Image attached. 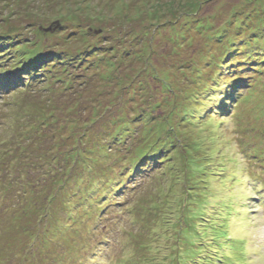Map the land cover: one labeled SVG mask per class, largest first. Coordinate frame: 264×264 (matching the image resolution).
I'll return each instance as SVG.
<instances>
[{"label": "rangeland", "instance_id": "rangeland-1", "mask_svg": "<svg viewBox=\"0 0 264 264\" xmlns=\"http://www.w3.org/2000/svg\"><path fill=\"white\" fill-rule=\"evenodd\" d=\"M199 1L193 15L198 0H0V39L51 34L62 42L41 54L76 63L10 96L0 90V264H264V66L250 88L234 89L237 72L248 78L256 66L241 58H264V0ZM243 20L244 34L234 25ZM213 29L227 30L231 54L211 42ZM166 99L171 108L137 119ZM159 121L181 139L174 159L123 167L143 125ZM52 144L59 168L69 162L75 174L43 222L55 205L31 194L32 179L48 193L51 172L29 165L45 163ZM24 170L30 193L5 197ZM118 174L124 181L109 185Z\"/></svg>", "mask_w": 264, "mask_h": 264}, {"label": "trees", "instance_id": "trees-1", "mask_svg": "<svg viewBox=\"0 0 264 264\" xmlns=\"http://www.w3.org/2000/svg\"><path fill=\"white\" fill-rule=\"evenodd\" d=\"M256 1H258V0H256ZM198 3H197V5L195 4L192 7L190 5L187 6V7L190 6L188 9H192L193 15H194V13H197L199 11V9L202 8V2L198 0ZM230 23H233V22H230ZM235 24H237L236 26L238 27V29L240 27L242 28L243 34L248 29L251 30V27L249 25H247L245 20H243V22L237 21L234 23V25ZM227 27H229V26L227 25ZM206 29L208 30V28H206ZM253 33H258V30L257 31L252 30V34ZM43 35L47 36L49 38L44 39L42 41L39 38V36L37 35L38 38L32 39V40H23V39H20L17 37L14 41L10 40V42H9L3 38L0 39V55L3 56V58L0 60V63H2V66L5 68V69H2L0 67V73L3 72L4 70H7V72H9L5 75H2V76H4V78H2L1 83H0V90L2 92V95L10 96V95L16 93V90L19 87H20V90L22 89L23 84H26V86H28L27 83L31 85L33 83V81L36 79V77H38V79H40L39 83H41V81L43 82L44 80H46L45 82H48L50 80V76H49L50 72L49 71L54 66H67V65L72 66V65L76 64V63L69 64L70 62L73 61V57H72L70 62H67L66 59H61L62 53H60V52H53V51L48 50L47 52L41 54L42 53L41 51H46L43 49V47L45 46V43H47V42L49 43L48 47H51L54 44L55 47L58 48V46L62 42L61 40L54 41V39L50 36L51 34H48V35L43 34ZM253 36H254V34H253ZM48 39H51V40H48ZM243 39L244 40H241V41H247V43H246L247 47H246L245 53H249V49H247V48L250 46L251 43L248 42V38H243ZM120 41H122V40L120 39ZM213 41H216L218 46L222 47V53L223 54H228V55L231 54L230 47L228 44H231V45H234V44L231 41V37L227 36V30L226 29L222 30L221 34H220V30H215L213 32L212 39H211L212 43H214ZM256 41L257 40H252V42H256ZM117 43L119 44V41H117ZM39 44L41 45L42 48L38 47V46L36 48H33V46H36ZM126 50H128V49H126ZM124 51H125V49H123V52ZM89 52L90 53H88V54H78L76 57H78L80 55V56H82L81 58H85V57H87L93 53V51H89ZM255 53L263 55V53H258V52H255ZM7 54H21V56L20 57L16 56L14 58V60L12 59L13 61L9 63L8 62L9 60L6 57H4V55H7ZM226 56L227 55H225L223 57L222 56L218 57V58H220L219 61H221V64L223 62L222 60H224L226 58ZM102 58H103V60H100V61H104V56ZM49 59H53V61L50 62ZM215 59H217V58H215ZM241 59H243L244 62H249V64H247L248 67L251 66L252 64H255L256 66H253V68L251 70H249L251 76L248 78L240 77V75L242 73H244L245 71H247L248 68L241 69L239 72H237L236 76H237L238 80L235 82L236 84L234 86V89L238 88L241 85H246V88H250L252 86V80L254 78V74L261 71L262 67L264 66V58L263 59L241 58ZM3 60H5V61H3ZM82 60H84V59H82ZM89 61L92 62L93 64L95 63V62H93V60H89ZM100 61H98V62L100 63ZM83 65H84L83 67H86L87 63L83 62ZM21 73H26V75L32 81H29L27 78H24V76L21 75ZM25 80H26V82H25ZM157 80H159V79H157ZM56 81L59 82V80H57V79H56ZM234 81H235V79H234ZM259 81H261L259 83H264V81L261 79ZM164 83H165V86H167L168 83L167 82H164ZM141 85H144V84L141 83ZM23 88L25 89L26 87H23ZM228 101H231V98ZM166 102H168L167 99H166V101L164 100L162 103H159V104L148 105V109H149L148 112L145 111L148 109H145L143 107L144 111H142L139 114V116H137V119L140 117H144V114H145V115H147L148 120H150L153 117L152 116V113H154L153 109H157L160 107L161 108H165V107L171 108L170 104H166ZM126 103H127V100H126ZM141 105H147V104L144 103V100H143V102L141 104H138L137 106L141 107ZM78 121H81V120H78ZM161 123L162 122L159 121L158 123H153L152 125L148 124L149 126H147L146 124L143 125V127L146 128L145 129L146 132L142 133V137H143L142 139H138L137 142L139 143V145L137 144L136 146H134L132 148L131 147L127 148L126 152L122 156V157H127L125 159L127 162H123L124 163L123 167H125V165H127V164H135V163H140V162L143 163V161L146 160L147 157L149 158V160L154 159L155 156L158 155V153L160 154V156L161 155L165 156L162 158L165 159L166 161H169V160L171 161L174 159L173 158V152L171 150H174V148H175V150L177 149V145L180 142L179 140H181V139H180V137H179V139H177L178 138L177 133H176L177 137L175 136V139L172 138L171 137L172 134L170 133V131L163 130L164 127H163V124H161ZM89 126L90 127L94 126V123H90ZM156 134H158L157 138H156ZM77 135H79L81 137H85L87 134L83 133V135H81V133H77ZM51 149L53 150V153L49 151V153H50L48 155L49 158L47 161H45V163L41 164V161L38 163H34V161L32 162V160H31V163L29 166H30V169H32L31 171H33L36 168L37 171L39 172V170H42V166H44V169H45L44 173L46 171L51 172V175H50L51 181H49L51 183L48 184L47 181H45L43 183V186L45 187V189H47V186H48V188H49V190L47 191L48 193H45L44 190H39L41 188L42 184L39 186L36 183V181H34L32 179V181L35 182V184L38 186V188L36 187L37 189H34V191L31 192V194H33L35 197L43 199V201H45L47 198L50 197V199L52 200V204L55 205L57 196H59L60 188L64 186V183H65V181H67V178L72 177L73 174H75V172L72 169V167L68 166L69 162H66L65 166L63 164V168L60 169L59 167L62 164V154L61 153L56 154V150H55V147L53 144H52ZM72 149H73V153L75 156L73 155V153H70L69 156H74L71 158V161H76L74 158L75 157L78 158L77 155L80 152V148L77 145L76 147H74ZM161 150H162V153H161ZM41 153H43V152L41 151ZM79 155H80V153H79ZM177 157H179V156H177ZM179 159H180V157H179ZM180 161L183 162L184 160L180 159ZM63 163H64V158H63ZM70 169H72V171ZM56 171H58V172H56ZM88 171H89V169H85L84 174ZM59 172H60V174H59ZM20 174H22V176L18 175L19 177L16 178L13 182H11L12 185H10V184H6V186H5V184L3 185V187L5 189V194H4L5 197L10 199L12 197H9V196H14L15 198L17 197V198L22 199V197L25 198L27 196V194L30 193V192H25L26 190L24 191L25 193H23V190H22V187L25 186V184H27L28 180L30 182V185H32L30 179L27 178V176H30V175L25 170L22 171V173H20ZM184 174H185V171H184ZM63 175H64V180L62 181L60 178ZM46 176L47 175H45V177ZM117 179H119L121 182H123L124 181L123 174H118V177L117 176L112 177V175L108 176V184L112 185L113 182ZM87 180H89V178ZM184 181H185L184 184H187L186 180H184ZM23 183H25V184L23 185ZM19 186H21V187L18 188ZM26 187H28V186H26ZM39 191H43L44 193L41 192V194L40 193L38 194ZM20 193H22V195L18 196V195H20ZM42 207H44V206H42ZM51 209H52V211H50V213L46 212L43 222L56 218V213H55L56 205ZM100 209L102 212L106 208L103 207Z\"/></svg>", "mask_w": 264, "mask_h": 264}, {"label": "bare ground", "instance_id": "bare-ground-1", "mask_svg": "<svg viewBox=\"0 0 264 264\" xmlns=\"http://www.w3.org/2000/svg\"><path fill=\"white\" fill-rule=\"evenodd\" d=\"M214 30V29H213ZM215 31V30H214ZM257 152V151H256ZM208 182V181H207ZM203 183V182H202ZM76 257V256H75ZM78 258V257H77Z\"/></svg>", "mask_w": 264, "mask_h": 264}]
</instances>
